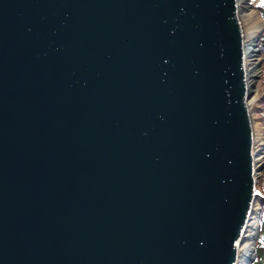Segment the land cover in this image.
<instances>
[{
	"label": "water",
	"instance_id": "1",
	"mask_svg": "<svg viewBox=\"0 0 264 264\" xmlns=\"http://www.w3.org/2000/svg\"><path fill=\"white\" fill-rule=\"evenodd\" d=\"M245 61L237 0H0V264H238Z\"/></svg>",
	"mask_w": 264,
	"mask_h": 264
},
{
	"label": "bare ground",
	"instance_id": "2",
	"mask_svg": "<svg viewBox=\"0 0 264 264\" xmlns=\"http://www.w3.org/2000/svg\"><path fill=\"white\" fill-rule=\"evenodd\" d=\"M238 8H239V17L243 28L244 34V48H245V70H246V79L247 84L250 85L254 79L257 78L259 73V59L256 57L257 51L255 47V35L258 30V25L260 21H262L259 12L253 7H251L250 0H237ZM252 102H249V106L251 108ZM252 109V108H251ZM254 125V121H253ZM262 139L259 131L256 129L254 125V140ZM256 150L258 148L255 145ZM264 160L263 155H259L256 158V164H260V161ZM262 163V162H261ZM257 204H255L254 209H256ZM256 225L251 223L248 228V240L243 244L240 250V256L238 264H252V261L255 258V247H256V229L254 227Z\"/></svg>",
	"mask_w": 264,
	"mask_h": 264
},
{
	"label": "rangeland",
	"instance_id": "3",
	"mask_svg": "<svg viewBox=\"0 0 264 264\" xmlns=\"http://www.w3.org/2000/svg\"><path fill=\"white\" fill-rule=\"evenodd\" d=\"M257 3L258 2H252L250 0L251 7H253V9L257 10L259 12V14H260V10L257 7ZM260 16H261L262 21H260V23L258 25V30H257L256 35H255V45H256L255 47H256V51H257L256 57L259 59V73H258L257 77H259V78L258 79L257 78L254 79L253 82L251 83V84L256 83V88H254L255 94H254V96L252 97V99L250 101L252 102L251 111H252L254 125L256 126V129L259 131V133L261 135V138H262L260 140L256 139L255 145L258 148L257 151L260 152V155L264 156V124L261 121V119L259 117V114L257 112V107L260 106V103H259L258 99L264 93V85L262 83L264 54L260 50V47L258 45L259 41H260V38H261V35H262L263 31H264V19H263L261 14H260ZM260 162H262L261 165H264V160L260 161ZM263 170H264V168H263ZM261 177H262V174H261L259 182H258V189L264 195V192H263L264 183H262V181H260L262 179ZM256 204H257V207H256L255 212L253 214V218H252L251 223H254V221H255L256 225L254 227L258 226V229H256L257 233H258V230H260L257 243H258V246L261 247V244L264 245V222L261 223V228H260L259 221L261 219V214H262V211H263L264 197H262V196L259 197L256 200ZM254 261L255 260H253L252 262H254ZM255 264H262V258L260 257L259 260L257 262H255Z\"/></svg>",
	"mask_w": 264,
	"mask_h": 264
},
{
	"label": "trees",
	"instance_id": "4",
	"mask_svg": "<svg viewBox=\"0 0 264 264\" xmlns=\"http://www.w3.org/2000/svg\"><path fill=\"white\" fill-rule=\"evenodd\" d=\"M251 1L252 2H258L257 3V7L260 10V14L262 15V17L264 19V5L261 4V0H251ZM258 45L260 47V50L264 54V31H263V33L261 35V38H260V41H259ZM262 83L264 85V65H263ZM258 100H259L260 106L257 107V112L259 114V117H260L261 121L264 124V93L259 97ZM261 178L262 179L260 181H262V183H264V170H263ZM263 192H264V190H263ZM262 222H264V205H263V211H262V214H261V219L259 221L260 228H261V223ZM260 257L262 258V264H264V245L261 244V247H259L258 243H257V257H256L255 261L252 264H255V262H257Z\"/></svg>",
	"mask_w": 264,
	"mask_h": 264
},
{
	"label": "snow or ice",
	"instance_id": "5",
	"mask_svg": "<svg viewBox=\"0 0 264 264\" xmlns=\"http://www.w3.org/2000/svg\"><path fill=\"white\" fill-rule=\"evenodd\" d=\"M261 4L264 5V0H261Z\"/></svg>",
	"mask_w": 264,
	"mask_h": 264
}]
</instances>
